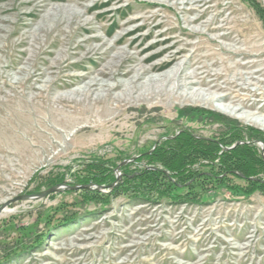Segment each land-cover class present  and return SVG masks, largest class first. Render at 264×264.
Returning <instances> with one entry per match:
<instances>
[{
	"label": "rangeland",
	"instance_id": "1",
	"mask_svg": "<svg viewBox=\"0 0 264 264\" xmlns=\"http://www.w3.org/2000/svg\"><path fill=\"white\" fill-rule=\"evenodd\" d=\"M259 118L264 0H0V206L62 180L0 212V264H264ZM179 131L225 144L137 178ZM245 146L251 176L218 166Z\"/></svg>",
	"mask_w": 264,
	"mask_h": 264
},
{
	"label": "trees",
	"instance_id": "2",
	"mask_svg": "<svg viewBox=\"0 0 264 264\" xmlns=\"http://www.w3.org/2000/svg\"><path fill=\"white\" fill-rule=\"evenodd\" d=\"M239 134L238 132H231L228 137L234 136ZM172 138H164V140L158 144L150 153V155L146 156L147 158H152L155 163H159L162 166V169H165L169 172V175L165 174L163 171H157V170H150L143 168L139 173L136 175L137 178H143L144 180H147L146 183L150 184L154 187L153 183L164 185L165 182L169 183L170 185H177V184H183L187 183L192 176H194V173H197L198 168L195 169V166H192L194 164V160H190L193 158L194 153H201L203 155L205 154H213L217 150H221V148L225 144V139L219 138L217 140H210V139H200L196 138L192 135V132L189 131H179L177 134H174L171 136ZM189 159V160H187ZM255 160L257 161L258 158L255 154V151L253 148L245 146L243 148H235L233 150L229 151H223V160L218 165L220 167L224 168V171H236L243 175L251 176L249 175L250 171H252L255 167ZM262 161H260L261 163ZM153 165V164H151ZM232 165V166H231ZM116 166V165H115ZM114 166V167H115ZM154 166V165H153ZM99 167L105 168V163L96 161L91 165V168L93 169H99ZM114 167L111 166L113 169ZM124 176L127 175V171H122ZM162 172V173H161ZM151 174L155 177L158 176V174L162 175V182L164 183H158L157 179H153L154 177H151ZM151 177V179H149ZM169 177H172L174 179V182H171L169 180ZM185 179L184 181L180 182L181 179ZM159 179V178H158ZM115 181V174L110 170L106 169V171H100L92 173L91 176L87 178L77 179L73 184H96L98 186H109ZM62 180H55L52 179L50 183H48L45 187L48 188L52 185H55L57 183H61ZM188 184V183H187ZM192 185L185 186L186 188L191 187ZM170 188V187H169ZM114 188H112L113 190ZM71 190H69L70 192ZM89 193L90 192H99V190H86ZM158 191V190H156ZM40 192V191H35ZM159 194L161 196H164L166 194H169L167 190L161 189ZM192 193H189L191 195ZM192 197H197L196 195Z\"/></svg>",
	"mask_w": 264,
	"mask_h": 264
},
{
	"label": "water",
	"instance_id": "3",
	"mask_svg": "<svg viewBox=\"0 0 264 264\" xmlns=\"http://www.w3.org/2000/svg\"><path fill=\"white\" fill-rule=\"evenodd\" d=\"M114 184H115V183L111 184L109 187H112ZM91 186H92V185L89 184V185L80 186V187H82V188H91ZM77 187H79V186H78V185H74V186H67V185H66V188H77ZM61 188H62V187L60 186V184H57V185H55V186L49 187L48 189H45V190H43V191H41V192H39V193H36V194H22V195H18V196L14 197V198L9 199V200L6 201L5 203H3V204L0 206V212L3 211L4 208H5L7 205H9L10 203H12V202H14V201H16V200H21V199H35V198L39 199V198H42V197H44V196H46V195H48V194H50V193L58 192V191L61 190ZM98 188H100V187H98Z\"/></svg>",
	"mask_w": 264,
	"mask_h": 264
},
{
	"label": "bare ground",
	"instance_id": "4",
	"mask_svg": "<svg viewBox=\"0 0 264 264\" xmlns=\"http://www.w3.org/2000/svg\"><path fill=\"white\" fill-rule=\"evenodd\" d=\"M156 78H157V77H156ZM90 82H91V80H90ZM210 99H211V100H212V99H215V97L212 96ZM223 110H224V111H227V112H229V113H235L234 111H237V110L233 109L232 107H225V108H223ZM248 116H251V115L249 114ZM248 116H246V117L248 118ZM252 116H253V115H252ZM254 122H260V123H262V126L264 127V118H263V119H262V118H259V119H257V120H254ZM254 122H253V123H254Z\"/></svg>",
	"mask_w": 264,
	"mask_h": 264
}]
</instances>
